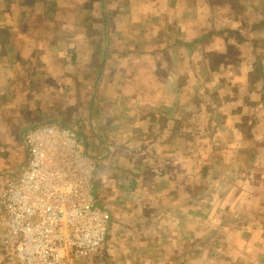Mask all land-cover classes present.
I'll list each match as a JSON object with an SVG mask.
<instances>
[{"label":"crops","instance_id":"obj_1","mask_svg":"<svg viewBox=\"0 0 264 264\" xmlns=\"http://www.w3.org/2000/svg\"><path fill=\"white\" fill-rule=\"evenodd\" d=\"M47 123L94 158L105 211L94 181L115 173L105 251L118 264H264L263 236H239L236 262L196 217L220 211L202 202L215 180L264 168V0H0V189Z\"/></svg>","mask_w":264,"mask_h":264},{"label":"built area","instance_id":"obj_2","mask_svg":"<svg viewBox=\"0 0 264 264\" xmlns=\"http://www.w3.org/2000/svg\"><path fill=\"white\" fill-rule=\"evenodd\" d=\"M27 161L0 189V253L13 264H82L105 245L110 215L93 191L94 158L66 125L32 126Z\"/></svg>","mask_w":264,"mask_h":264},{"label":"rangeland","instance_id":"obj_3","mask_svg":"<svg viewBox=\"0 0 264 264\" xmlns=\"http://www.w3.org/2000/svg\"><path fill=\"white\" fill-rule=\"evenodd\" d=\"M74 126L77 130L80 131V126ZM82 126V125H81ZM88 151L91 152L90 146H88ZM254 153L252 152L250 155L247 154L248 160H255ZM24 163V160L22 159V164ZM247 169V168H246ZM233 174V173H232ZM249 176L253 179L251 180H243L242 182L235 181L234 174L231 175V178H224V180H220L214 183V198H208L210 196H205L204 200H202L203 203L208 202L211 203L212 199H215L213 201V204L217 203L220 207V211L217 212H211L209 209L212 207L210 204L209 208L206 210L200 208V211L196 214V217L200 221V226L204 228V232L207 230L209 232L212 239H214L215 243L207 246L212 247L215 246V248H220V252H225L226 255L235 256V261L237 260V254L239 250V241L238 239L240 237L246 238L249 237V240H258L259 238L264 237V210L262 206H264V168H262V172L257 175L255 178L254 170L248 172ZM230 175V174H229ZM113 176V177H112ZM248 177V176H247ZM219 178V177H218ZM115 179V173L113 171H108L107 174L104 172V176L98 177L94 181V187L95 191L98 196V201L101 203L102 207L106 208L110 215V222H114L113 216L114 214L111 213L110 208V194L109 191L112 189L111 185H113L112 181ZM222 179V178H219ZM119 180V177H117V182ZM7 181H4L1 184V188L5 185ZM125 182L123 180L119 181V184ZM219 182V183H218ZM208 185L211 184V181L207 183ZM245 187L246 192L243 194H238V189L242 190ZM210 187H205L203 189V193H206L207 189ZM201 190V188L199 189ZM254 193L255 196L250 195L249 192L256 191ZM235 191V192H234ZM124 192V191H123ZM127 192V191H126ZM100 195V197H99ZM131 199L129 196H120L119 199L116 201L115 206L117 208H120L122 206H127V203ZM208 210V211H207ZM124 212V211H123ZM125 213H122V215ZM245 223L248 224V227L242 230V233L239 231L234 232L231 227H235V230H239L238 228L240 226L245 225ZM256 228V230H255ZM255 231V233H254ZM110 236L114 233V228H110L109 230ZM254 233V235L258 234L254 237L249 236L250 233ZM119 233L121 235L125 234V231L119 230ZM251 233V234H252ZM261 235V236H260ZM240 236V237H239ZM259 237V238H258ZM221 238H226L225 240H221ZM1 239V238H0ZM248 240V242H249ZM224 248V249H223ZM107 248L104 245V248L98 252L97 254H94L90 259L82 262V264H118L112 258H114V254L107 253L105 250ZM104 251V252H103ZM222 256L225 255L223 254ZM222 262H219V264L224 263V260L221 259ZM5 262H8V264H13L9 259L5 258ZM130 264L131 262H127ZM126 263V264H127Z\"/></svg>","mask_w":264,"mask_h":264}]
</instances>
